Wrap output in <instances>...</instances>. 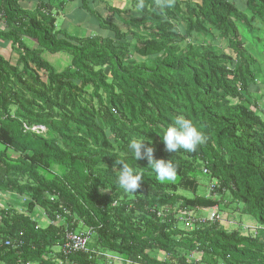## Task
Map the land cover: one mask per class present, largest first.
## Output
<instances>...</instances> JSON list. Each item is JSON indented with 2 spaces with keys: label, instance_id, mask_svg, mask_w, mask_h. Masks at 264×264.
Here are the masks:
<instances>
[{
  "label": "trees",
  "instance_id": "1",
  "mask_svg": "<svg viewBox=\"0 0 264 264\" xmlns=\"http://www.w3.org/2000/svg\"><path fill=\"white\" fill-rule=\"evenodd\" d=\"M26 1L0 0V264H106L56 252L66 232L89 229V250L133 262L264 264V109L253 98L264 68L245 39L264 36V0H242L243 10L239 0H172L163 10L144 0L142 12L134 0L110 8L116 23L102 21L107 34L90 37L57 26L76 0H37L34 11ZM44 53L70 63L58 70ZM178 116L205 134L194 152L166 150L160 135ZM133 138L148 139L156 159L172 158L176 179L160 181L147 159L137 162ZM119 158L143 175L136 192L119 187ZM201 176L214 182L209 198L197 195ZM230 202L257 232L185 228Z\"/></svg>",
  "mask_w": 264,
  "mask_h": 264
},
{
  "label": "clouds",
  "instance_id": "2",
  "mask_svg": "<svg viewBox=\"0 0 264 264\" xmlns=\"http://www.w3.org/2000/svg\"><path fill=\"white\" fill-rule=\"evenodd\" d=\"M155 6L161 10L172 6V0H155ZM145 9L144 0H138L136 11L142 12ZM168 152H194L198 146L205 142L204 132L190 119L184 116L176 117L160 135ZM148 139L133 138L128 144V151L138 162L147 159L148 166L155 172L160 181H174L177 175L178 165L173 159H156L155 147L146 146ZM122 165V167H119ZM117 182L125 192L133 193L140 187L143 175L133 166H129L124 160L117 161Z\"/></svg>",
  "mask_w": 264,
  "mask_h": 264
},
{
  "label": "crops",
  "instance_id": "3",
  "mask_svg": "<svg viewBox=\"0 0 264 264\" xmlns=\"http://www.w3.org/2000/svg\"><path fill=\"white\" fill-rule=\"evenodd\" d=\"M134 0H76L74 2L67 3L62 11L59 10V16L57 17L58 28L75 37H90L99 33H105L106 31H101V22H112L116 23L117 18L113 16L110 12V8L119 10L121 12L128 10ZM54 6H57L58 2L53 0ZM25 9L29 11H34L38 6L39 2L37 0H27L22 4ZM30 44H34L30 41ZM4 50L2 53L5 55ZM14 56L16 58H14ZM44 58L48 61H52L53 57L65 56L64 54L50 55L44 53ZM9 57L12 62L17 59L16 55L10 54ZM68 58V57H67ZM42 225L44 220H40ZM60 251V250H59Z\"/></svg>",
  "mask_w": 264,
  "mask_h": 264
},
{
  "label": "rangeland",
  "instance_id": "4",
  "mask_svg": "<svg viewBox=\"0 0 264 264\" xmlns=\"http://www.w3.org/2000/svg\"><path fill=\"white\" fill-rule=\"evenodd\" d=\"M230 1H233V0H230ZM239 3H240L239 4L240 9L243 10V4H242L243 1L239 0ZM181 29L184 31V25L182 24H180L179 30ZM245 39H246V44H247L248 49H252L254 50V52L257 49L259 50V48L261 49L259 50L261 51V54L260 55L257 54L256 58L258 60V64H261V67L264 68V36L261 35L259 37H256V35L252 33L246 36ZM4 53L6 56H9L11 54L7 50H4ZM14 58L16 57L14 56ZM56 61H59V64L56 66L58 70H63V68L68 66V64L70 63L69 58L65 56L53 57L51 62L55 64ZM105 72L109 76V70L106 69ZM257 84L258 86L253 91L254 92L253 98L258 99L260 107L264 109V76L259 77V82ZM261 113L264 116V110H261ZM197 181L199 184L197 195L204 196L207 198L211 197L210 190L208 191V188L214 182L209 177H205V176L199 177ZM182 193L184 194L185 197H188V198L193 197L191 193H187V192H182ZM8 198L9 197H7V199ZM226 200L231 201V196L226 197ZM200 214L202 216L208 217L211 214V210H204L200 212ZM243 215H244L243 207L241 205L238 206L236 203L230 202L227 209L223 213H220V216H221L220 225L224 226L226 229H229V230H234L236 228L241 227L240 229L243 231L255 230L257 232L258 231L257 228H259L257 222L253 218L244 217ZM37 217H38V220H44V223H46L45 222L46 218L44 217V214H42V212ZM179 226L181 225L179 224ZM93 243H94V240H91L90 245H93ZM56 252H59V249H56ZM160 257L163 258L164 255L161 253ZM116 264H120V262H117Z\"/></svg>",
  "mask_w": 264,
  "mask_h": 264
},
{
  "label": "built area",
  "instance_id": "5",
  "mask_svg": "<svg viewBox=\"0 0 264 264\" xmlns=\"http://www.w3.org/2000/svg\"><path fill=\"white\" fill-rule=\"evenodd\" d=\"M0 13V17H1ZM32 132L35 133H45L46 128L43 126H34L30 129ZM204 174H207V170L204 169ZM165 213L163 210H159L157 215L159 218L165 216ZM221 221V216L219 213L218 207H214L211 209V214L202 219H193V218H188L187 220H183V224L185 228L192 230L195 224H215L216 222ZM93 236V231L92 230H86L84 232H66L65 233V238H64V243L60 248V253L64 257H71L75 256L77 254H85L89 255L90 259L91 257L94 256H99L104 258V262L106 264H116L117 262H120V264H145V263H140L139 261L133 262L130 260H125L117 255L111 254V253H99L94 250H89V243L91 240V237ZM5 246H10V242L7 241L5 243ZM196 252H189L187 255L189 257H194ZM166 259L165 255L161 259V262H164ZM199 260H196L193 264H199ZM104 264V263H103Z\"/></svg>",
  "mask_w": 264,
  "mask_h": 264
}]
</instances>
